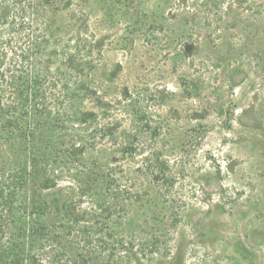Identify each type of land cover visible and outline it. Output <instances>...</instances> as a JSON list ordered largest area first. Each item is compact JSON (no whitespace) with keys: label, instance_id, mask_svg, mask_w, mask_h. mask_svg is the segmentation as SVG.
I'll list each match as a JSON object with an SVG mask.
<instances>
[{"label":"rangeland","instance_id":"obj_1","mask_svg":"<svg viewBox=\"0 0 264 264\" xmlns=\"http://www.w3.org/2000/svg\"><path fill=\"white\" fill-rule=\"evenodd\" d=\"M177 1L91 0V29L108 13V26L97 29L104 56L96 78L108 86L103 101L110 108L90 110L104 135L98 149L114 152L111 169L122 191L105 215L121 226L82 235L64 257L72 264H264V0L189 1L188 43L217 46L224 56L222 69L196 74L195 95L178 75L201 65L191 57L173 68L158 26L162 18L163 29L174 25ZM219 3L222 14H214ZM139 26L148 35L136 36L126 58L116 40ZM109 71L117 74L106 81ZM118 128L127 132L124 141L105 134ZM73 178L64 172L56 183L70 186ZM92 200H80L79 211L97 212ZM7 230L2 243L10 242Z\"/></svg>","mask_w":264,"mask_h":264},{"label":"trees","instance_id":"obj_2","mask_svg":"<svg viewBox=\"0 0 264 264\" xmlns=\"http://www.w3.org/2000/svg\"><path fill=\"white\" fill-rule=\"evenodd\" d=\"M189 1L174 4L169 21H176L169 30L163 29L165 18L158 26L173 68L191 57L201 65L192 75H178L195 95L200 89L196 74L208 67L222 69L224 56L217 46L206 50L188 43L183 26L188 25ZM200 9L203 13L206 3ZM89 10L91 0H0V241L3 228L10 229V242H0V264H70L64 257L79 248L82 235L89 238L97 226L112 234L121 226L109 223L105 215L112 196L122 191L111 169L114 152L108 157L98 149L104 135L96 128L99 116L90 110L95 104L97 109L110 108L103 101L108 86L96 78L104 56L97 29L108 26V13L91 29ZM220 11L219 3L214 14ZM140 27L116 40L124 42L120 48L126 58L135 51L136 36L148 35ZM116 74L109 71L105 80ZM118 130L105 129V134L124 141L121 133L127 132ZM139 130L134 128L135 138ZM86 147L95 150L92 156ZM117 169L122 175L123 167ZM64 172L74 178L70 186L60 187L57 178ZM55 189L57 196L47 194ZM83 198L93 199L98 211H79Z\"/></svg>","mask_w":264,"mask_h":264}]
</instances>
